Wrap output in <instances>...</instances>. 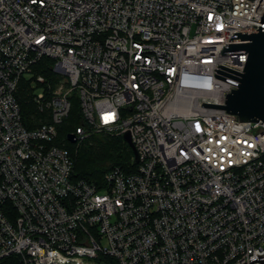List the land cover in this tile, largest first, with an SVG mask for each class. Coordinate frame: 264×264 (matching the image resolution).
Returning a JSON list of instances; mask_svg holds the SVG:
<instances>
[{"label": "built area", "instance_id": "1", "mask_svg": "<svg viewBox=\"0 0 264 264\" xmlns=\"http://www.w3.org/2000/svg\"><path fill=\"white\" fill-rule=\"evenodd\" d=\"M264 0H0V264H245L264 256V123L222 109ZM33 77L47 121L28 130ZM34 75V74H33ZM79 96L93 135L129 133L135 170L74 178L59 126ZM107 243L104 247L103 243ZM253 264H263L254 262Z\"/></svg>", "mask_w": 264, "mask_h": 264}, {"label": "trees", "instance_id": "2", "mask_svg": "<svg viewBox=\"0 0 264 264\" xmlns=\"http://www.w3.org/2000/svg\"><path fill=\"white\" fill-rule=\"evenodd\" d=\"M53 66V60L43 58L33 68L34 77L45 78L46 83L43 85L45 87L59 80L57 74L53 72ZM31 91H34L31 82L26 83L22 80L16 95L23 124L28 130H33L47 121L44 120L47 115L38 110ZM83 126L82 114L74 115L72 110L70 117L59 126L58 144L68 149L74 160L76 181H84L100 188L104 185L106 174L115 168H121L125 172L135 170V154L123 137L93 135L81 142L70 143L68 135L75 134L77 129Z\"/></svg>", "mask_w": 264, "mask_h": 264}, {"label": "water", "instance_id": "3", "mask_svg": "<svg viewBox=\"0 0 264 264\" xmlns=\"http://www.w3.org/2000/svg\"><path fill=\"white\" fill-rule=\"evenodd\" d=\"M241 40L248 42L226 44L222 55L248 53L244 72L239 73L225 66H218L239 75L240 78L224 71L216 70L217 73L239 81V83H236L215 74L217 78L238 86L230 94L223 93L222 109L236 115L240 122L264 123V14L257 31L235 33L230 41ZM123 139L132 148L135 158L138 160L139 156L132 143L130 134H125ZM68 141L73 144L76 143L75 134H69ZM254 262L264 264V256L258 255L257 258L250 260L248 264H253Z\"/></svg>", "mask_w": 264, "mask_h": 264}, {"label": "rangeland", "instance_id": "4", "mask_svg": "<svg viewBox=\"0 0 264 264\" xmlns=\"http://www.w3.org/2000/svg\"><path fill=\"white\" fill-rule=\"evenodd\" d=\"M33 77H34V75L33 74H26L25 76H24V78H23V81L24 82H31V79H33ZM59 82V80H57V82H55L53 85L52 84H48L47 85V87L51 90V89H54L55 87H56V85H57V83ZM33 87V86H32ZM34 89V88H33ZM42 89L40 88V89H38V88H36V91L34 90V91H31V93H33L34 95H33V98H34V96L36 95V93H38L39 91H41ZM72 99H71V103H72V113L74 114V115H76V114H82V110H81V101H80V98H79V96H77L76 94H73L72 95V97H71ZM44 120L46 121L47 120V118L45 119L44 118ZM44 120L42 121V122H44ZM103 245H104V247H107V243L106 242H104L103 243Z\"/></svg>", "mask_w": 264, "mask_h": 264}]
</instances>
